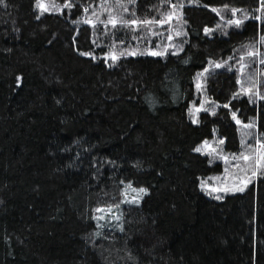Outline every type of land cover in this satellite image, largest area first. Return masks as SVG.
<instances>
[{
  "label": "trees",
  "instance_id": "1",
  "mask_svg": "<svg viewBox=\"0 0 264 264\" xmlns=\"http://www.w3.org/2000/svg\"><path fill=\"white\" fill-rule=\"evenodd\" d=\"M71 2L59 12L0 3V264H264V175L249 173L246 187L229 175H244L231 154L264 141L260 0H123L126 13L107 0L115 14L154 20L183 3L186 23L135 33L85 23L107 19L102 0ZM233 7L249 13L240 27L227 24ZM169 43L183 50L148 51ZM112 45L137 54L113 61ZM205 140L228 162L193 151ZM125 188L146 192L130 203Z\"/></svg>",
  "mask_w": 264,
  "mask_h": 264
},
{
  "label": "snow or ice",
  "instance_id": "2",
  "mask_svg": "<svg viewBox=\"0 0 264 264\" xmlns=\"http://www.w3.org/2000/svg\"><path fill=\"white\" fill-rule=\"evenodd\" d=\"M3 0H0V3H2ZM129 3L134 2V0H128ZM163 2L165 3H169L170 0H163ZM189 3L192 2V0H188ZM118 6L121 7L123 9V12H128L129 9L127 7V5L125 3H123V0H118ZM183 3L180 4H171V11L162 13V18L158 19V20H154V19H139V18H135V14L133 13V18H125L124 15L122 14H115L114 13V9L112 6H110L107 2V0H102V4L100 6V11L102 13H107V19L105 20H101L100 16L96 14V12H93L92 16L94 17V19L92 18H87L85 19V23L92 25L93 27L96 26V22L99 21L100 23H102L105 27V30H108L109 25L111 26V29H115V30H119L121 28L123 29H130L133 33H135L137 31L138 28L140 27H147L148 31H151V25L152 24H159V25H163L164 23H167L168 21L172 20L173 17H175L180 23H186V21L182 20V12H180L179 10L183 8ZM36 7L39 8L42 11H49L51 8H55L56 11H61V8H68L71 9L74 7V5L72 4L71 0H64V4L61 5H57V4H52L50 6H46V4L43 2V0H36ZM205 7H209V5H205ZM224 8H228L229 5L225 4L223 5ZM89 10V7H84V12L87 13ZM211 11L217 13L218 15H220V11L216 8V7H211ZM241 11L235 7L231 8V12H232V16L233 18H230L227 20V24L229 26L231 25H235L236 27H240L243 22L245 20L248 19L249 17V13L244 11L242 13L241 16L237 17V12ZM257 11H261V15H255L254 19L257 21H261L262 23H264V0H260V8L257 9ZM223 19V17H222ZM76 21H74L75 23ZM217 27L219 28L220 26L217 25ZM206 34L211 33V29L205 27L204 29ZM153 35H155L156 33H152ZM176 35L180 36V35H186V33H183L181 30H177L176 31ZM133 39H139V37L133 36ZM261 42H264V36H261ZM168 40L171 42L173 40V37L171 34H169L168 36ZM119 43H124L123 40H120ZM164 50L163 51H158V50H153V49H149V53L153 56H166L168 54V49L172 48L174 49V51L172 52L173 55L178 54L180 51L183 50L182 45H176L174 43H169L163 46ZM136 55L137 53L135 51H131L128 49H121V50H117L115 45H112L110 48V51L105 53V56H110L111 59L113 61H116L117 59H119V57L121 55ZM81 55L84 56H91L92 53L91 52H82ZM247 56H256L258 55L255 51H249L246 53ZM241 61H243V57L241 58ZM262 64H264V60L260 61ZM210 65H213L215 68H221L223 65L220 62H214V61H209ZM246 67V65L241 62L240 64V70L243 71V69ZM209 72L208 68H205L204 71L202 73H198L197 74V84L196 87L198 90H200L202 88V83L201 80L204 76V73ZM238 83H240V80L238 78L237 80ZM252 87H255V84L252 85ZM241 91L243 93H247L250 95V102H251V93H252V88H241ZM234 96L236 95L235 93L233 94ZM261 98H264V95L261 96ZM224 108H229V104L225 103L223 105ZM201 109H204L203 104L200 105V107H198L196 109L197 113H199V111ZM205 111H208V109H204ZM210 114L212 115H216V110L215 108L211 109ZM231 116L232 119L235 120V122L237 124H240L241 121L237 118V113L235 111H231ZM192 122L193 123H198V119L193 116L192 117ZM253 124H246L245 127L246 128H251L253 127ZM213 132L215 133V129H213ZM219 144H223L224 141L223 139H220ZM243 143V142H242ZM249 147H252L251 145H249ZM205 150H210L208 152L209 155L215 154L213 156V159L219 157L225 160V162H228L229 160V156L227 155H222L223 153V149H219L218 144L217 145H213L212 143H210L208 140L203 141V143L201 145H198L196 148L193 149V151L198 152V153H204ZM232 158L236 161H243V164L240 163H235L232 165V167H235L239 170V172L244 173L243 176H236L234 174L229 173L230 176H232L233 179H240L242 184L246 187L247 183L250 182V177H249V173L251 177H255L258 174L264 175V141L261 140H257L256 142V147L255 150L251 153H246V152H241L239 155L233 153L231 154ZM210 163L212 162L211 160L209 161ZM225 171L227 172L228 169L226 168ZM129 187H131V185H129ZM201 187H205V182L201 181ZM224 191H227L228 189L225 188L223 189ZM237 190L239 191H243L244 187H240ZM133 192H139V193H144L146 192V189L144 188H139V189H132ZM211 194V193H209ZM125 196H127V193H125ZM216 199H222V196L217 195L215 197ZM133 201H137L138 198L137 197H133L132 198ZM97 211H101V209H97ZM101 219H103V217H100ZM117 219H119L117 217ZM100 233L97 232L96 235H99Z\"/></svg>",
  "mask_w": 264,
  "mask_h": 264
},
{
  "label": "rangeland",
  "instance_id": "3",
  "mask_svg": "<svg viewBox=\"0 0 264 264\" xmlns=\"http://www.w3.org/2000/svg\"><path fill=\"white\" fill-rule=\"evenodd\" d=\"M126 189H127V196L124 197L125 201L130 202V203H132V202H136V201H133L132 198H133V197H137V198H139L140 193H139V192H133L131 188H125V190H126ZM101 211H109V209L105 208V209H101ZM105 213H106V212H104L103 214H101V215L99 216L98 219H99L100 222H103V221L106 219V217L108 216V213H106V214H105ZM100 217H103V219H101ZM114 218H116L115 215H113V216L111 217V219H114Z\"/></svg>",
  "mask_w": 264,
  "mask_h": 264
}]
</instances>
